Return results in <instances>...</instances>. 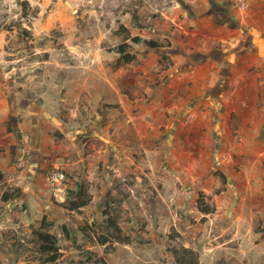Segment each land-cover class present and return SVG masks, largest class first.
I'll use <instances>...</instances> for the list:
<instances>
[{
	"label": "rangeland",
	"instance_id": "374dc122",
	"mask_svg": "<svg viewBox=\"0 0 264 264\" xmlns=\"http://www.w3.org/2000/svg\"><path fill=\"white\" fill-rule=\"evenodd\" d=\"M244 1L0 0V263L177 264L186 247L198 264H264V63L243 112L216 87L246 43L264 58V0ZM82 184L90 202L71 210Z\"/></svg>",
	"mask_w": 264,
	"mask_h": 264
},
{
	"label": "trees",
	"instance_id": "16d2710c",
	"mask_svg": "<svg viewBox=\"0 0 264 264\" xmlns=\"http://www.w3.org/2000/svg\"><path fill=\"white\" fill-rule=\"evenodd\" d=\"M24 2L25 4H27V1ZM114 30L119 34H124L125 36H127V39L130 38L129 40L135 44L144 42L147 46L151 48H158L164 46L163 43L155 39H143L141 36L138 35L129 37L128 29L124 27V25H119ZM130 41H124L115 48V50L120 54V60L122 61V63L125 64L130 63L136 59V55L130 50ZM11 196L12 195L8 196V193H6L4 195V199L8 200ZM90 199L91 197L88 194V188L82 184L79 186L78 190H71V194L67 197L66 201L69 203V208L71 210H79L80 208L86 206L90 202ZM202 211L205 214H209L213 211V208L208 205H203ZM44 220L45 219H43V222ZM108 223L110 229L113 232L112 234H114L115 238H119L118 234H120L121 232V227L118 225L117 221L112 217H109ZM47 227L48 226L42 225L39 230L35 231V233L37 235V239L40 242V250L43 253L49 255L48 260L55 261L60 255L58 247V238L56 237V235L51 233ZM107 241L108 237L103 236L102 243L105 244ZM174 254L177 264H198V256L195 251L190 248L183 247L181 249L175 250ZM98 260L102 262V264H106L103 258L100 257Z\"/></svg>",
	"mask_w": 264,
	"mask_h": 264
},
{
	"label": "crops",
	"instance_id": "0c3cea01",
	"mask_svg": "<svg viewBox=\"0 0 264 264\" xmlns=\"http://www.w3.org/2000/svg\"><path fill=\"white\" fill-rule=\"evenodd\" d=\"M251 45L250 43H246V46L242 47L241 50L235 53L233 52L229 68L226 71V80H223V82L220 81V84L216 86L218 88L217 93L222 97L223 107H229L231 112H243L244 109H240L244 108L243 105L246 104L244 98L246 100L248 95L251 96L252 100L258 98L260 91L258 81L259 73H255L253 67L256 65L255 63L262 66L264 58L258 51H255L256 48ZM206 64L207 62L205 65ZM201 66L203 67L202 64L197 62V64L193 66L195 67L193 73L200 72ZM229 88L233 89L230 94L225 96ZM1 103H3V100ZM3 112L4 110L0 109V113L2 114Z\"/></svg>",
	"mask_w": 264,
	"mask_h": 264
},
{
	"label": "built area",
	"instance_id": "2783aa9c",
	"mask_svg": "<svg viewBox=\"0 0 264 264\" xmlns=\"http://www.w3.org/2000/svg\"><path fill=\"white\" fill-rule=\"evenodd\" d=\"M239 4L241 7L246 6L244 0H239ZM47 177L50 183L53 185L55 192L62 190V186L64 184V181L66 180V175L60 167L54 166L50 168L47 172Z\"/></svg>",
	"mask_w": 264,
	"mask_h": 264
}]
</instances>
